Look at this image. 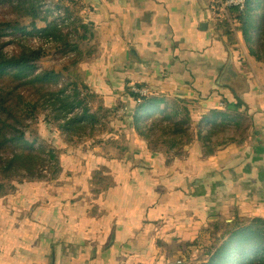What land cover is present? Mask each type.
I'll return each mask as SVG.
<instances>
[{
    "label": "crops",
    "instance_id": "1",
    "mask_svg": "<svg viewBox=\"0 0 264 264\" xmlns=\"http://www.w3.org/2000/svg\"><path fill=\"white\" fill-rule=\"evenodd\" d=\"M203 1L100 0V8L88 6L82 15L96 27L99 53L81 68L105 106L120 104L129 116L135 110L129 89L136 85L194 103L195 122L215 108L243 113L250 122L242 146H222L204 159L194 143L181 156L199 162V171L190 172L171 168L180 158L168 168L162 154L150 153L120 121L112 124V136H128L123 159L108 144L72 153L54 145L62 151L58 180L27 183L0 199V264H162L155 241L189 242L184 234L196 191L218 200L217 222L228 212L230 218L236 212L264 218V64L248 56L241 40L242 55L217 38V1ZM97 170L98 196L92 183ZM207 210L193 211L203 218Z\"/></svg>",
    "mask_w": 264,
    "mask_h": 264
},
{
    "label": "trees",
    "instance_id": "2",
    "mask_svg": "<svg viewBox=\"0 0 264 264\" xmlns=\"http://www.w3.org/2000/svg\"><path fill=\"white\" fill-rule=\"evenodd\" d=\"M47 1L0 0V7L8 6L16 18H25L35 15L36 5ZM50 1L65 15L61 24L48 20L41 31L29 32L25 28L16 29L15 21H0V199L16 195L27 183L58 180L64 171L61 149L44 140L38 120L59 131L68 145L88 133L93 140L92 148L108 144L118 153V159L128 153V136L117 131L115 139L112 135L116 128L112 124L124 122L150 153L163 155L168 168L194 143L200 145L205 159L222 146H242L245 142L250 122L245 114L228 107L215 108L195 122L194 103L157 95L145 85H136L148 89L149 94L144 97L129 89L134 113L117 117L121 106L106 107L103 97L87 85L81 68L99 53L96 27L82 15L89 7L83 3ZM246 1L243 12L236 9L221 12L215 2V32L234 52H240L241 40L248 56L264 64V0ZM36 18L37 15L34 22ZM13 32L51 39L53 49L24 48L8 58L1 40ZM55 52L72 61L56 73L38 66ZM243 106L238 100L236 109ZM126 117L132 119L131 124ZM26 134L33 136L28 146L22 145ZM46 174H50V179ZM100 176L97 170L92 179L97 196ZM91 216H97L96 209ZM202 231L206 237L203 247L176 238L170 242L157 239L155 247L163 258L162 264H264V218H244L236 212L230 219L206 222Z\"/></svg>",
    "mask_w": 264,
    "mask_h": 264
},
{
    "label": "rangeland",
    "instance_id": "3",
    "mask_svg": "<svg viewBox=\"0 0 264 264\" xmlns=\"http://www.w3.org/2000/svg\"><path fill=\"white\" fill-rule=\"evenodd\" d=\"M43 1H45V0H41V2H43ZM36 6L37 7L35 9L37 10V8H39L40 5H36ZM11 13H12V11H11L10 7H8V6L0 7V21H4V22L5 21H15V25L17 26L16 29L25 28L29 32H31L34 29L40 30L41 28H44V24L47 23V21L49 20V19H47V17L38 16L36 18V22H34V18L37 15V13H35V15H33L32 17H25V18H16ZM67 31H68V29L65 32H67ZM37 37L38 36L30 37L29 34L24 35V34L18 33V32H13L11 34H8L7 36L3 37L1 40L2 46L4 48V52H5L4 54H6V56L8 58H11V57L15 56L16 54H18L19 51H21L24 48L34 50L32 42ZM41 40L46 41L47 39L41 38ZM49 49H51V50L53 49V44L50 46ZM49 49H47L46 51H48ZM239 54L242 55L240 52H239ZM64 58H65L64 55H62L61 53L55 52V53H53V56H51L50 59L41 61L38 64V66H40L43 69H49L52 72L56 73V72H59L64 67V65H66L67 63L72 61L70 59H64ZM119 105L120 104H118L116 107H118ZM122 107H121V109H122ZM195 107L196 106L193 105V108H195ZM123 108H125V107H123ZM117 117L121 118L120 116H118V114H117ZM38 123H39V125L41 124V127H39L38 129H39V131L41 130V134L44 137V140L49 145L53 144V145H56L57 147H59V145L64 144L62 151H63V149H65L64 151H66L67 153H69V152L72 153L73 151H77L78 149H83V150L87 151L90 148H92L91 143L93 140H91L89 138L88 133H85V135H83L80 138L74 139V143H72L71 145L67 144V146H66L65 141H67V140H66V138L64 139V138L60 137L59 131L57 132L56 130H54L52 127H50L45 122L40 123V120H38ZM33 129H34V127H33ZM100 132H98L96 136H98V134ZM32 137L33 136L31 134H26V137L23 139L22 145H24V146L31 145ZM181 156H185V154H183ZM198 164H199L198 161H189L188 159H186V157H184V159L180 157V160L175 165H173V167H171V168L178 170V171L184 170V171L193 172L195 170L199 171L200 166ZM46 177L49 178L50 174H46ZM216 180L218 181V177L216 178ZM36 182H38V181H36ZM41 182H44V181H41ZM105 182L107 183V185H110L109 184L110 182L109 183H108V181H105ZM196 192H198V191H196ZM196 192L191 195L192 221H189L188 228L186 229L187 231L184 235L189 239L188 240L189 242H196V243H198L199 246L203 247L205 242H206V237L204 236V233H203L204 230L202 231V228L206 222H212V223L217 222L214 219L218 218V200L213 201V200H211L212 198L205 199L203 193H196ZM185 196H186V194H185ZM209 200H211V201H209ZM198 207L201 209H205V208L208 209L209 208V210H207L205 213V217L200 218L193 211V210H197ZM35 212H37L36 209H35ZM230 215L231 214L228 212L223 218H230L229 217ZM195 218H198L201 221H197V220L194 221ZM195 224H197V227L195 226ZM213 236L216 237V233L214 231H213Z\"/></svg>",
    "mask_w": 264,
    "mask_h": 264
},
{
    "label": "built area",
    "instance_id": "4",
    "mask_svg": "<svg viewBox=\"0 0 264 264\" xmlns=\"http://www.w3.org/2000/svg\"><path fill=\"white\" fill-rule=\"evenodd\" d=\"M62 2L66 3L67 5L73 4V3H83L85 4V0H61ZM219 4V10L221 12H228L231 9H236L239 12H243L247 1L246 0H216ZM37 17H47L49 21L56 22L58 24H61L62 20L65 18V15L61 10H58L56 5L52 1H47L42 3L39 8L36 10ZM46 25V23L44 24ZM33 44V49H43L47 50L50 48V46L53 44L51 39L48 40H41V37L38 36L35 38L32 42ZM131 93L135 95H139L140 97L147 96L149 94L148 89H139L136 86H132L130 89ZM127 114L126 109H121L118 112V116L123 117Z\"/></svg>",
    "mask_w": 264,
    "mask_h": 264
},
{
    "label": "water",
    "instance_id": "5",
    "mask_svg": "<svg viewBox=\"0 0 264 264\" xmlns=\"http://www.w3.org/2000/svg\"><path fill=\"white\" fill-rule=\"evenodd\" d=\"M201 4H203V6H205V2L203 0H199ZM85 5L87 6H93V7H96V8H100V0H85ZM207 29V26L206 24H203L201 26V30H206ZM232 66V56L230 57V60L221 76V80L224 78V76H226V74L228 73V71L230 70ZM128 122H132V120H128ZM215 221H217V219H214Z\"/></svg>",
    "mask_w": 264,
    "mask_h": 264
}]
</instances>
